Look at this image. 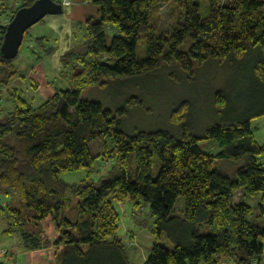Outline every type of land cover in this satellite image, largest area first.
Instances as JSON below:
<instances>
[{
	"label": "trees",
	"instance_id": "16d2710c",
	"mask_svg": "<svg viewBox=\"0 0 264 264\" xmlns=\"http://www.w3.org/2000/svg\"><path fill=\"white\" fill-rule=\"evenodd\" d=\"M34 1L20 0L12 8L0 0V44L3 22ZM83 1L97 6L99 16L86 19L83 47L59 58L69 89L55 90L38 108L13 92L12 109L0 122V195L21 203L1 210L10 225L5 233L17 231L26 250L52 246L55 264H131L114 206L130 201L135 209L147 204L154 218L155 240L143 264H264V145L250 125L264 117V0ZM164 4L173 14L167 32L156 15ZM108 27L118 31L109 43ZM48 41L34 40L35 60L54 53ZM249 57L255 60L248 90L253 98L239 105L234 122L214 125L203 137L217 143L215 155L203 152L186 126L181 140L164 131L126 135L121 130L124 108L112 114L82 99L86 89L146 75L163 63L175 62L192 77L208 60L231 61L233 72L236 63ZM15 59L0 55V87L16 75ZM214 102L220 111L230 98L220 90ZM134 104L139 100L127 101L128 107ZM188 109L182 102L171 121L180 124ZM105 138L111 148L93 155L90 144ZM215 160L243 166L231 179L213 168ZM80 171L86 175L78 182L62 178ZM244 195L259 197V223L250 220L252 209L242 202ZM178 197L184 200L182 217L171 216ZM45 219L54 224L52 239L42 229ZM162 235L172 250L159 243Z\"/></svg>",
	"mask_w": 264,
	"mask_h": 264
},
{
	"label": "rangeland",
	"instance_id": "374dc122",
	"mask_svg": "<svg viewBox=\"0 0 264 264\" xmlns=\"http://www.w3.org/2000/svg\"><path fill=\"white\" fill-rule=\"evenodd\" d=\"M67 1L69 5H63L61 15L46 16L42 22L32 26L24 34L25 39L19 48L18 58L14 61L15 65H19L21 58L24 59L25 63H28V59L32 56L30 48L33 47L34 40L40 37L48 38L47 45L55 47L59 57L71 48L77 51V48L83 47L86 39L85 21L88 16H99L98 7L83 0ZM19 2L20 0H8V5L15 8ZM195 2L201 4L203 0H195ZM156 15L158 26L162 32H167L172 23L173 15L170 5H161ZM0 20L3 21L2 18ZM71 32L75 34L73 40L71 39ZM117 33V29L107 28L108 43L111 36ZM66 35L67 40H63L62 36ZM186 47L187 45L184 48L186 49ZM254 61L250 57L240 61L235 64L232 72L233 63L231 61L221 65L214 60H208L202 68L195 70L192 77L175 62L163 63L159 69L146 75L111 81L105 88L92 87L86 89L82 93V99L98 102L103 108L110 110L112 114H116L118 110L124 108L127 113L121 117V130L126 135H134L138 132L164 131L175 139L181 140L183 138L182 126H186L191 135L199 138V148L209 155H215L219 151V147L214 140L203 139L205 132L214 125L234 122L235 120L232 118L239 113L236 112L239 105L253 98V94L248 90H250V72ZM239 86H242L241 90L236 94V88ZM246 86L247 92L244 90ZM62 88L67 89L68 86L63 85ZM220 90L226 91L230 98V104L219 111L215 107L214 96ZM131 98L139 100V104L128 107L127 101ZM182 102L187 103L188 114L180 124L173 123L170 119L171 114ZM1 103L0 122L3 120L4 113L11 108L10 100L8 103L6 100L1 101ZM247 105L245 108H248ZM1 107H4L5 110ZM250 124L255 140L264 144V117L256 118ZM110 148L111 143L108 138L103 141L96 140L90 144V150L95 156L106 153ZM99 161L97 160L98 166H100ZM105 164V166L102 165V170L104 167L107 168L110 163ZM241 166L243 163L215 160L213 168L229 178L235 179ZM157 167L158 161L154 158L153 176L156 175ZM98 169L100 170V168ZM85 175V171L66 172L62 174V178L67 183H74L83 179ZM258 200V196L245 195L242 197V202L252 209L249 218L254 223H259L256 217L258 215ZM2 201H7L10 206L14 207L21 204L12 195H0V203ZM114 206L120 215L119 236L123 243L128 246V256L135 255L130 259L131 263L143 264L155 240L151 232L154 218L150 213L149 206L143 204L139 209H135L130 201L114 202ZM183 210L184 200L182 197H178L171 216L182 217ZM158 241L168 250H172L171 243L163 235Z\"/></svg>",
	"mask_w": 264,
	"mask_h": 264
},
{
	"label": "crops",
	"instance_id": "0c3cea01",
	"mask_svg": "<svg viewBox=\"0 0 264 264\" xmlns=\"http://www.w3.org/2000/svg\"><path fill=\"white\" fill-rule=\"evenodd\" d=\"M70 35L73 40L75 34L71 32ZM62 39L67 40V35L62 36ZM71 39L70 41H72ZM62 46H64L63 43ZM34 47L33 44V47L30 49L32 50ZM17 58L18 56L16 59ZM59 58L58 51L55 48L54 53L50 57L44 58L40 61L35 60V56L32 53V56L28 59V63H25L23 58H21V61L19 62L20 66L15 65L14 63L16 75L12 77L6 87H0V103L4 100H6V103H8L9 100L11 101L10 94L15 92L32 108H38L45 102L47 97L54 93L55 90L65 89L62 88L63 85L68 86L67 89H69L68 78L60 65ZM1 106H3L2 103ZM4 107L6 108L7 106L5 105ZM4 107L1 108L5 110ZM11 109L12 103L11 108L8 109V111ZM7 205H9L7 201H2L0 203V248L7 251V256L4 262L2 260L0 261L4 264H55L52 246L38 250H26L23 247L21 236L17 231L5 233V231L10 228V225L7 217L1 213V210L6 208ZM41 226L46 235L52 239L56 233L52 221L45 219L41 222ZM124 247L128 260L131 263L130 259L135 257V255L128 256V246L124 244ZM223 262L224 261L221 263Z\"/></svg>",
	"mask_w": 264,
	"mask_h": 264
},
{
	"label": "water",
	"instance_id": "95a60500",
	"mask_svg": "<svg viewBox=\"0 0 264 264\" xmlns=\"http://www.w3.org/2000/svg\"><path fill=\"white\" fill-rule=\"evenodd\" d=\"M62 8V4L54 0H35L31 5L19 8L6 25L0 44L1 57L6 60L15 59L24 34L46 16L61 15Z\"/></svg>",
	"mask_w": 264,
	"mask_h": 264
},
{
	"label": "built area",
	"instance_id": "2783aa9c",
	"mask_svg": "<svg viewBox=\"0 0 264 264\" xmlns=\"http://www.w3.org/2000/svg\"><path fill=\"white\" fill-rule=\"evenodd\" d=\"M61 2H62V6H63V5H64V6L69 5V2H68L67 0H62ZM7 24H8V22H6V21L3 22V25H4V26H6ZM1 38H2V37H1ZM106 163H107V162H106ZM105 165H106V164H105ZM105 168H106V167H104V169H105ZM104 172H105V170H104ZM6 256H7V251H6L5 249L0 248V260H2V261L4 262ZM2 261H0V262H2ZM221 264H233V263H231V262H229V261H224V262L221 263Z\"/></svg>",
	"mask_w": 264,
	"mask_h": 264
}]
</instances>
